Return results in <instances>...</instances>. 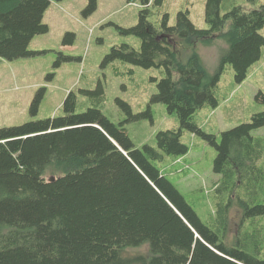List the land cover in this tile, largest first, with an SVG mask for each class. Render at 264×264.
<instances>
[{
    "label": "trees",
    "instance_id": "trees-1",
    "mask_svg": "<svg viewBox=\"0 0 264 264\" xmlns=\"http://www.w3.org/2000/svg\"><path fill=\"white\" fill-rule=\"evenodd\" d=\"M51 1L61 0H0V59L30 55L31 39L48 31L43 15ZM221 1L206 0L208 29L196 28L188 12H178L174 26L163 22L158 30L146 20L152 0H128L141 5L140 19L121 32L138 36L141 47L121 45L110 54L163 69L152 101L175 114L179 127L156 133L162 153L184 156V131L215 147L213 171L221 176L215 191L228 197L218 204L221 235L152 163L161 158L155 149L135 148L124 127L97 108L77 113L76 95L69 92L62 116L0 128V264H125L122 253L144 243L151 253L144 264H264L257 258L264 243V139L252 135L264 126V112L222 132L219 143L194 121L204 105L217 107L224 65L232 66L241 83L264 46V5L234 6L222 15ZM95 3L89 0L90 10ZM218 38L227 48L209 73L196 46ZM255 98L264 102L261 92ZM234 205L241 219L228 243Z\"/></svg>",
    "mask_w": 264,
    "mask_h": 264
},
{
    "label": "rangeland",
    "instance_id": "rangeland-1",
    "mask_svg": "<svg viewBox=\"0 0 264 264\" xmlns=\"http://www.w3.org/2000/svg\"><path fill=\"white\" fill-rule=\"evenodd\" d=\"M95 2L94 9L90 10L89 0L51 1L43 15L48 31L31 39L30 55L0 59V128L60 117L67 94L73 92L77 113L97 108L110 122L124 127L135 148L155 149L161 158L151 160L152 163L181 193L200 220L221 235L217 224L218 204L228 197H220L215 191L221 180L220 174L213 171L215 147L201 136L184 131L180 140L188 152L181 157L162 153L157 148L156 133L179 127L175 114L169 113L164 104L152 101L157 83L165 75L163 69L144 68L110 57L112 49L121 45L140 49L141 39L121 30L138 24L141 5L128 0ZM205 4L206 0H152L146 20L161 30L163 22L174 26L177 13L188 12L196 28L208 29ZM260 5H264V0H222L220 13L223 15L234 6L252 9ZM260 34L264 37V27ZM226 48L221 38L207 46H196L209 73L217 70L220 55ZM259 92L264 94V46L260 58L249 67L241 83L235 81L232 66L224 65L215 89L217 107L204 105L196 112L194 121L219 143L222 132L264 112V102L255 98ZM36 97L40 98L38 107L31 112ZM147 111L151 118L146 117ZM252 135L264 139V126ZM260 165L264 166V154ZM240 219L241 212L234 205L229 212L228 243L237 235ZM150 256L148 243L127 248L122 253L125 264H144ZM257 258L264 260V243Z\"/></svg>",
    "mask_w": 264,
    "mask_h": 264
}]
</instances>
